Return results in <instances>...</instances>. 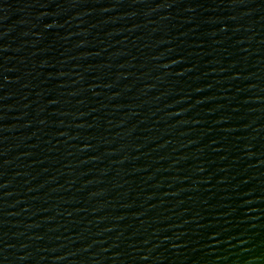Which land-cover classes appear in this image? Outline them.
<instances>
[{"label":"water","instance_id":"water-1","mask_svg":"<svg viewBox=\"0 0 264 264\" xmlns=\"http://www.w3.org/2000/svg\"><path fill=\"white\" fill-rule=\"evenodd\" d=\"M0 264H264V0H0Z\"/></svg>","mask_w":264,"mask_h":264}]
</instances>
